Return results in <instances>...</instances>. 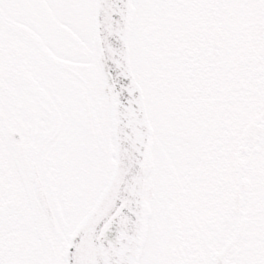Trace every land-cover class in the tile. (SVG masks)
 Here are the masks:
<instances>
[{
  "label": "snow or ice",
  "instance_id": "1",
  "mask_svg": "<svg viewBox=\"0 0 264 264\" xmlns=\"http://www.w3.org/2000/svg\"><path fill=\"white\" fill-rule=\"evenodd\" d=\"M0 264H264V0H0Z\"/></svg>",
  "mask_w": 264,
  "mask_h": 264
}]
</instances>
